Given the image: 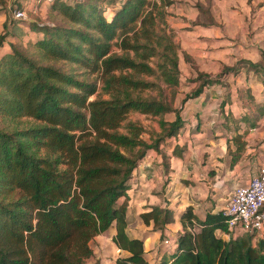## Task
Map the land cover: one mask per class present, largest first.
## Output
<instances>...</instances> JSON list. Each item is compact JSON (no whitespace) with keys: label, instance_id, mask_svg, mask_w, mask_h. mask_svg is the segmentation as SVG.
Returning <instances> with one entry per match:
<instances>
[{"label":"trees","instance_id":"16d2710c","mask_svg":"<svg viewBox=\"0 0 264 264\" xmlns=\"http://www.w3.org/2000/svg\"><path fill=\"white\" fill-rule=\"evenodd\" d=\"M69 1L51 0L48 21H27L41 35L21 39L12 31L10 49L0 55V264H88L90 240L110 227L115 246L127 252L114 264H147L141 238L125 231L126 189L146 152L183 125L181 104H172L179 46L164 19L171 0ZM108 2L116 9L106 17ZM19 21L10 15V24ZM2 27L0 45L8 33L5 22ZM258 54L243 62L262 81L264 49ZM74 68L96 72L107 96L87 100L96 84ZM232 69L223 66L222 72ZM218 75L197 72V86L181 103ZM249 98L252 110L224 118L254 126L264 102ZM129 111L157 116L159 130L149 141L140 136L138 121L126 120ZM167 112L173 118L166 119ZM240 137L228 138L232 157L243 149ZM14 190L17 196L8 199ZM139 216L162 230L172 209L151 205ZM179 221L165 264H264V238L254 231L232 236L222 209L198 219L188 205Z\"/></svg>","mask_w":264,"mask_h":264},{"label":"crops","instance_id":"0c3cea01","mask_svg":"<svg viewBox=\"0 0 264 264\" xmlns=\"http://www.w3.org/2000/svg\"><path fill=\"white\" fill-rule=\"evenodd\" d=\"M20 1L24 6L23 0ZM187 3L188 0H171L165 7V22L179 46L178 67L180 69L182 63L185 65L187 77H192L197 72L210 77L219 74L220 77L213 83L203 85L197 95L187 98L181 104L179 114L183 125L179 132L160 143L158 149H149L128 179L125 231L128 236L141 238L143 256L147 264H165L171 259L176 234L181 231L179 218L186 206H191L198 219H202L208 211H219L224 206L232 187L246 182L257 166L264 164V115L254 126L244 121L237 122L224 118L227 112H231V115L237 118L241 113L253 109V105L243 101L241 96L238 95L236 99L231 96L237 85L235 82L241 77L239 75H243V81L246 80L242 84L245 89L249 88L254 101L264 102V80H259L246 66H233L232 70L222 72L223 66H232L237 58L249 59L246 53V56L238 54V57L235 52L231 53L232 48L240 50L234 32L242 20L240 22L238 21L240 18L236 20L234 14H227L223 18L214 14L212 21L210 18L197 21L194 17L192 19L182 13ZM173 4H176L175 8L178 6L181 9V15L172 17L167 14L169 10L167 6ZM191 4L197 11L203 12L206 9L208 12V8L200 2L194 1ZM9 17V8H0V32L4 30L3 22L6 23L5 29L8 30L0 45V55L10 49L9 42L14 40L11 36L12 31L21 39H35L41 35L30 30L28 23L27 28H24L21 21L10 24ZM223 19L226 20V25ZM228 26L231 29L227 28ZM243 41L246 43L245 39ZM216 47L221 51L227 50L228 54L219 56L215 53ZM249 48L251 49L250 45ZM257 55L259 57L258 51ZM257 58L249 60L255 61ZM227 72L234 81L230 88V99L223 96L222 86L219 84L222 73ZM195 86L197 81L189 84L184 92L193 90ZM252 88L258 91L259 95L263 94L262 99L261 96L259 100L255 98ZM224 92L228 93L227 90ZM236 133L241 135L243 149L238 151L236 157H232L234 143L228 138ZM176 145L178 152L173 150ZM122 199L123 197H119L118 201ZM151 205L172 209V221L162 230L153 229L151 223H143L139 216L140 212L149 209ZM113 233L114 228L110 227L94 235L90 240L93 258L97 264H114L117 256L127 254L125 250L115 246L111 240ZM260 237L264 238V234ZM163 239H168V242L165 243Z\"/></svg>","mask_w":264,"mask_h":264},{"label":"rangeland","instance_id":"374dc122","mask_svg":"<svg viewBox=\"0 0 264 264\" xmlns=\"http://www.w3.org/2000/svg\"><path fill=\"white\" fill-rule=\"evenodd\" d=\"M4 1H5V5H3L2 7L5 9L9 8L10 15H12V12L15 10L17 2L21 3L20 0H4ZM194 1L200 2V4L207 7L208 12L206 11L200 12V10L197 11V9L191 4ZM50 2L51 0H23L22 3H24V7L26 8L25 12H26V17H27L26 19H21V23L24 26V28H27V24H26L27 21H30V22L31 21L32 22L48 21L49 19L47 18V8ZM100 5H101V8L103 9L102 4ZM175 6L176 4H173L172 6L170 5L167 6V8H169L167 14L172 15V17L181 15L180 14L181 9L178 6L177 8H175ZM104 7L105 8L102 11H104V15L106 17L111 14L109 11H114L116 9V7L111 6L109 2L105 3ZM182 13L191 17L192 19L194 17V19L197 21H204V20H208L209 18L212 21V16H214V14H216L217 16L221 18H223L227 14H234L235 16L233 15V17L235 19L240 18L238 20L239 22L240 20H242L241 25L239 24L240 26L237 27L236 30L234 29L235 30L234 33L236 35L235 37L237 38V43H238L237 46H239L240 50L232 48L231 53L235 52L237 54V57L239 56L238 54H242L243 56L247 55L249 59L254 60L258 57L257 51H259V49H264V0H188V3L185 5ZM54 21L61 22L62 24H64V22L61 20L59 21V19L58 20L56 19ZM223 21H224V24L226 25V20L223 19ZM168 28L170 29V27ZM227 28L231 29L229 26ZM173 39H174V36H173ZM244 39L246 40V43H244L243 41ZM249 45L251 46V49L249 48ZM244 46H247V47H244ZM111 47L115 51L118 50L114 45H112ZM216 49L217 51L215 53L219 54V56L221 54L223 55L228 54L227 50L221 51L219 50L220 49L219 47H216ZM236 63L233 64L232 66L234 67L239 66V65L246 66V64L243 62V58H240V59L237 58ZM60 65L64 66L65 64L60 63ZM181 66L182 67L180 69L178 67L179 79H178L177 85L174 87L176 92L172 99L173 106H179L180 104H182L181 99L183 98V96L192 91L191 89H189L188 91L184 92V90L188 88L189 84H191L192 82H196L195 80L192 79L195 77V75L192 77H187L185 75V70H186L185 65L182 63ZM74 70L75 72H77L76 74L78 77L86 78L87 80H93L96 84V91L90 94L87 97V100H90L96 96H101V97L107 96L105 93H101L99 91V81H98V75L96 72L86 73V71H84L82 68H74ZM227 74L228 72L226 74L222 73V76H221L222 80L219 81L220 86H222L221 90L223 92V96L226 99H230L231 96L234 97L233 99H236V97L241 96L243 101H246L249 103L250 101L249 96L251 94H250L249 88L245 89L246 87L244 86V84H242L244 83V81H246V80L244 81L242 80L243 75H239L241 77H239V81L235 82V84L237 85H235V88L233 89V93H231L232 95L230 96V92H231L230 88L234 85V81L231 79V75L230 74L227 75ZM230 83L232 84L230 85ZM252 89H253L255 98L259 100L258 98H260L261 96V99H262L263 94L259 95L258 91H256L254 88ZM226 90L228 91L229 94L224 92ZM249 106H251V104H249ZM164 117L166 119H170V118H173V114L172 112H167L164 114ZM126 120L138 121L142 125V128H143V130L140 133V136L147 141L150 140V136H154L153 130H159L158 124H157V116H151V115H146V114H142V113L135 112V111H129L126 115ZM16 196H17V193L14 190L7 196V198L12 199V198H15ZM93 259H94L93 257L90 258L87 263L91 264Z\"/></svg>","mask_w":264,"mask_h":264},{"label":"built area","instance_id":"2783aa9c","mask_svg":"<svg viewBox=\"0 0 264 264\" xmlns=\"http://www.w3.org/2000/svg\"><path fill=\"white\" fill-rule=\"evenodd\" d=\"M12 17L26 19L24 6L15 8ZM222 213L226 215V226L232 236L247 231L264 234V164L244 183L236 184L230 190ZM165 243L168 239H163Z\"/></svg>","mask_w":264,"mask_h":264}]
</instances>
